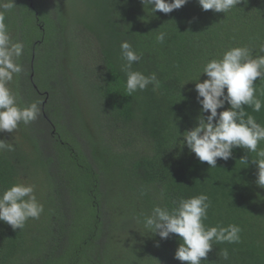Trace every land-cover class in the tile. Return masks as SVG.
<instances>
[{"label": "trees", "instance_id": "16d2710c", "mask_svg": "<svg viewBox=\"0 0 264 264\" xmlns=\"http://www.w3.org/2000/svg\"><path fill=\"white\" fill-rule=\"evenodd\" d=\"M15 6L4 12V23L24 45L17 61L23 71L8 87L19 106L39 101L41 112L15 132L0 133L14 149L0 151V193L33 185L44 212L22 230L0 222V264H182L174 259L180 239L149 234L143 218L155 206L171 210L180 198L200 194L211 201L206 227L241 229L238 243H213L204 264H264L256 154L247 165L240 161L246 150L235 148L210 169L180 143L201 114L194 88L199 77L207 79L203 66L232 47L264 55V0L225 14L202 11L197 0L153 15L140 0H15ZM160 32L163 44L156 41ZM124 41L141 56L132 70L156 74L155 91L149 85L128 96L120 71ZM255 83L264 103V80ZM245 111L264 125V107Z\"/></svg>", "mask_w": 264, "mask_h": 264}, {"label": "clouds", "instance_id": "9594fccd", "mask_svg": "<svg viewBox=\"0 0 264 264\" xmlns=\"http://www.w3.org/2000/svg\"><path fill=\"white\" fill-rule=\"evenodd\" d=\"M152 15L156 12L169 14L185 6L189 0H140ZM202 11L228 13L247 0H197ZM15 0H0V133H13L18 127L35 121L41 112L40 102H33L21 107L17 96L8 87L18 76L23 67L17 61L23 54L22 42H14L7 25L4 23V12L15 8ZM166 33L160 32L156 41L163 44ZM264 52V47L261 48ZM121 59L124 63L120 71L126 76V92L131 97L137 91H144L149 85L153 91L159 88L155 73L145 76L133 71L132 66L138 63L141 56L132 45L124 41L120 45ZM207 79L195 82L197 103L200 105V116L196 126L185 131L180 143L194 153L200 162H206L211 168H217V160L227 161L232 157L233 149L246 150L248 156L241 162L248 165L249 154L255 153L251 160L257 166L256 184L264 188V149L259 144L264 142V125L257 122L253 115L245 111V106L253 112H260L264 103L256 95V81L264 80V55L253 57L247 47H232L225 51L220 59L208 61L202 69ZM201 76V75H200ZM185 83L184 85L188 84ZM228 105L225 109V105ZM218 109H225L218 112ZM208 115L205 116L204 114ZM12 151V145L0 139V151ZM211 201L206 194L188 199L180 198L176 206H155L151 214L143 218V227L149 234L168 239L175 234L180 244L174 259L182 264H204L208 253L213 250V243H238L241 229L230 224L227 227H206ZM44 207L37 200L33 185L17 183L0 193V222L9 225L14 231L22 230L29 219H39ZM158 246V245H157ZM224 260L229 259L227 249L221 250Z\"/></svg>", "mask_w": 264, "mask_h": 264}]
</instances>
